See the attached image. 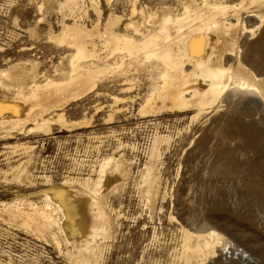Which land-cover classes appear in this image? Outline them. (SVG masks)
Listing matches in <instances>:
<instances>
[{"label":"bare ground","instance_id":"1","mask_svg":"<svg viewBox=\"0 0 264 264\" xmlns=\"http://www.w3.org/2000/svg\"><path fill=\"white\" fill-rule=\"evenodd\" d=\"M86 1L57 4L61 30H51L47 37L60 58L53 71L42 70L40 59L45 54L39 47L23 48L27 60L0 70V90L13 93L0 101V141L11 140L15 134L50 136L54 127L64 131L78 126L67 120L68 107L96 93L100 84L106 91L110 87L120 90V96L131 95L141 89L138 81L142 77L149 82V93L139 109V119H148L158 110L189 115L192 125L229 101L238 118L257 116L264 121L259 116L264 113V40L257 41L261 60L248 61L243 52L245 39L256 40L264 27V0H243L237 5H229L227 0H130L129 14L112 13L107 19L99 0H88V5ZM55 3L42 1L39 22L46 21ZM90 6L96 22L89 19ZM232 9L235 14L230 16ZM106 94L113 111L106 124H113L114 115L128 112L130 97ZM89 124L87 120L79 128H89ZM253 127L246 125L244 133ZM172 141L171 135H156L148 161L139 171L137 188L143 193L152 224L164 210L159 202L165 203L169 195L162 176V150ZM119 142L117 151L121 152L124 144ZM114 155L95 165L89 177H68L59 186L42 191V205L25 198L0 201V221L7 217L48 246L50 234L56 250L74 264H101L118 236L110 198L124 191L135 176L125 155ZM30 166L31 159L2 172V183L21 186L27 181L36 187ZM112 177L116 181L109 188ZM41 178L45 186H53L49 177ZM116 215L117 220L125 217L121 212ZM169 219L179 226L180 244L173 248L177 264H207L227 244L214 230L193 232L173 215ZM148 228L144 225V230ZM153 230L152 245L160 242L159 229ZM2 255L9 257L7 264H13L8 252L3 250Z\"/></svg>","mask_w":264,"mask_h":264},{"label":"rangeland","instance_id":"2","mask_svg":"<svg viewBox=\"0 0 264 264\" xmlns=\"http://www.w3.org/2000/svg\"><path fill=\"white\" fill-rule=\"evenodd\" d=\"M42 1L0 0V70L27 60L22 49L32 47H39L45 54L40 59L42 70L53 71L52 67L58 66L60 58L47 37L51 30L56 33L61 30L62 17L56 7L64 0H56L54 9L46 14V21L39 22L42 17L38 6ZM99 1L106 19L112 13L129 14L131 10L130 0H112L110 4ZM241 1L227 0V4L237 5ZM86 2L88 5L89 1ZM234 10H230V16L235 14ZM88 16L96 22L97 15L91 6ZM261 39L264 40V27L256 40L245 39L243 52L248 61L261 58L256 51L257 41ZM138 84L141 89L127 96H120V90L113 87L106 91L100 84L96 93L66 109L67 120L79 123L78 126L71 125L64 131L54 127L50 136L15 134L11 140L0 141V201L25 198L42 205V191L59 186L68 177H89L94 166L108 155L124 154L132 163L135 176L124 191L110 198L118 236L101 264H177L173 248L180 244V233L179 226L170 221L171 215L193 232L214 230L227 240L217 257L207 264H264V121L257 116L238 118L229 101H225L220 111H210L192 125L189 115L158 110L142 120L138 112L149 93V82L142 77ZM107 92L130 97L126 105L128 112L114 115L113 124H106L108 116L113 114ZM12 96V92L0 90V101ZM98 109L103 110L96 114ZM259 116L264 118V113ZM87 120L89 128L80 129V124ZM248 124L254 127L246 134ZM159 134L173 137L170 146L162 150V176L169 195L165 203L159 202L164 210L152 224L137 181L139 171L148 161L153 138ZM119 141L124 144L121 152L117 151ZM7 145L18 148H5ZM30 159L36 187L27 181L21 186L6 187L2 172H10L11 167ZM43 176L49 177L53 186H45ZM115 181L110 178L107 186L111 188ZM114 212L125 217L117 220ZM4 218L5 222L0 221V264L9 262V257L2 255L3 250L13 258V264H74L56 250L50 234L48 246L37 236L19 229V224ZM144 225L149 228L144 230ZM154 227L159 229L160 242L152 245ZM66 250L64 245L63 251Z\"/></svg>","mask_w":264,"mask_h":264}]
</instances>
